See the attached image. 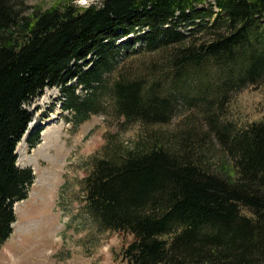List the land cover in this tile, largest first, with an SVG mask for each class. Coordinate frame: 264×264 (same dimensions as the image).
Listing matches in <instances>:
<instances>
[{
  "label": "trees",
  "instance_id": "obj_1",
  "mask_svg": "<svg viewBox=\"0 0 264 264\" xmlns=\"http://www.w3.org/2000/svg\"><path fill=\"white\" fill-rule=\"evenodd\" d=\"M123 44L158 55L148 73L111 72ZM71 79L89 90L80 101L70 91L74 118L95 110L100 93L125 122L165 123L177 104H194L207 124L204 145L188 131L143 133L91 157L84 208L99 228L131 234L121 249L128 264H264V120L219 115L230 88L264 82V0H68L29 10L0 0V244L33 179L14 152L26 132L28 146L37 139L24 103Z\"/></svg>",
  "mask_w": 264,
  "mask_h": 264
},
{
  "label": "rangeland",
  "instance_id": "obj_2",
  "mask_svg": "<svg viewBox=\"0 0 264 264\" xmlns=\"http://www.w3.org/2000/svg\"><path fill=\"white\" fill-rule=\"evenodd\" d=\"M67 1L23 0V3L29 10L32 5L44 8ZM77 1L81 0H70L73 4H78ZM137 43L135 41L133 46ZM129 46L123 44L120 47L111 72L118 69L148 73V61L158 55L132 52L128 50ZM70 91L76 101L89 92L80 83L73 84L71 79L63 87L45 86L24 103L32 112L27 129L32 135L37 133V139L28 146L26 132L17 141L16 164L28 167L33 179L26 196L12 205L15 219L8 237L0 244V264H128L121 249L131 239V234L99 228L84 208L81 180L90 169L91 157L102 156L103 146L110 140L123 146L143 133H162L168 137L172 132L188 131L197 139L199 136L202 145L209 143L202 139L207 124L194 104H177L165 123L142 124L125 122L99 93L97 108L74 118L73 107L66 104ZM219 115L237 124L264 120V82L259 80L240 88H230ZM216 145L208 144L211 152L218 154ZM63 150L64 156L60 154ZM241 211L248 214L244 208Z\"/></svg>",
  "mask_w": 264,
  "mask_h": 264
},
{
  "label": "bare ground",
  "instance_id": "obj_3",
  "mask_svg": "<svg viewBox=\"0 0 264 264\" xmlns=\"http://www.w3.org/2000/svg\"><path fill=\"white\" fill-rule=\"evenodd\" d=\"M48 143V142H47ZM45 144H46V142H45ZM17 147V146H16ZM17 149H15V151H16ZM60 154L61 155H63L64 156V150L63 151H60Z\"/></svg>",
  "mask_w": 264,
  "mask_h": 264
},
{
  "label": "snow or ice",
  "instance_id": "obj_4",
  "mask_svg": "<svg viewBox=\"0 0 264 264\" xmlns=\"http://www.w3.org/2000/svg\"><path fill=\"white\" fill-rule=\"evenodd\" d=\"M81 3H86V0H81Z\"/></svg>",
  "mask_w": 264,
  "mask_h": 264
}]
</instances>
